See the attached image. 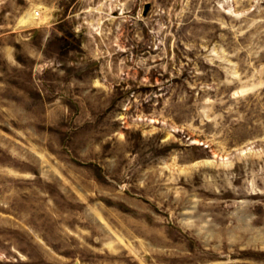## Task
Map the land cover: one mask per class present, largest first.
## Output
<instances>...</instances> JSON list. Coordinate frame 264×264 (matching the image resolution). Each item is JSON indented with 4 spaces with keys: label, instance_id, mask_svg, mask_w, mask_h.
<instances>
[{
    "label": "rangeland",
    "instance_id": "1",
    "mask_svg": "<svg viewBox=\"0 0 264 264\" xmlns=\"http://www.w3.org/2000/svg\"><path fill=\"white\" fill-rule=\"evenodd\" d=\"M0 264H264V0H0Z\"/></svg>",
    "mask_w": 264,
    "mask_h": 264
}]
</instances>
